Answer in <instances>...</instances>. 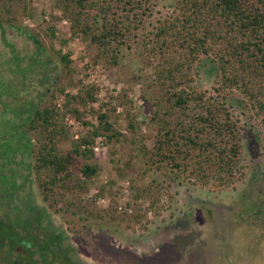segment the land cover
<instances>
[{
  "label": "trees",
  "instance_id": "16d2710c",
  "mask_svg": "<svg viewBox=\"0 0 264 264\" xmlns=\"http://www.w3.org/2000/svg\"><path fill=\"white\" fill-rule=\"evenodd\" d=\"M31 1L0 0L5 23L15 28L19 18H30ZM154 5V0H55L54 8L69 22L72 37L86 39L94 46V65L104 62L115 67L120 51L130 48L132 38L136 39L145 30ZM23 32L29 36L28 31ZM29 37L39 44L36 38ZM145 39L149 56L157 61L145 93L144 101L151 106L145 122L128 112L122 132L106 111L97 110L96 125H92L70 105L95 104L96 87L85 86L76 95L65 94L62 110L55 103L56 94H64L59 87L45 101L34 103L24 127L25 143L29 142L31 148L23 169L33 176L49 209L64 218L77 216L83 222L81 229L87 228L85 223L89 218L95 223L108 218L105 225H112V229L113 224L119 226L123 221L133 220L140 223L145 218L139 210L121 213L116 202L102 214L96 210L101 193L92 198L86 196L88 181L100 172L99 166L91 162L98 137L108 142L122 141L129 147L127 162L123 168H115V172L123 178L125 170L136 166L138 175L149 179L144 187H131L132 198L134 203L147 201L155 214L164 195H168L170 184L176 181L212 185L221 190L233 189L243 181V142L246 132H252V126L248 127L241 116L259 122L258 136L264 140V0H175L172 12L158 19L146 32ZM58 57L67 74L72 75L73 62L67 55L59 53ZM203 62L212 67L211 90L195 85L197 70ZM121 96L127 98V93ZM66 114L75 116L87 128L81 137L73 139L69 135L63 124ZM143 123L154 130L151 147L146 145ZM36 132L42 133L44 139L33 148L28 136ZM68 140L70 149L58 151L57 142ZM261 148L264 152V143ZM2 195L5 197L0 194V208L10 206L13 201L7 202ZM21 207L17 204L12 208L13 213L8 212L6 216L0 209V241L3 242L0 249L5 247L8 257V261L3 259L0 264H69L70 258L66 255L73 248L63 243V233L49 228L32 204L26 210ZM260 207L258 225L263 229L262 238L264 204ZM234 214V230L238 231L239 226V233L245 229L250 236L255 227L246 223L249 215L241 211ZM76 223L73 218L66 220L70 230ZM18 224L22 228H16ZM257 238L260 239L258 235ZM23 239L34 250L26 249L28 245L24 244L25 258L15 263L13 250L19 244L17 241Z\"/></svg>",
  "mask_w": 264,
  "mask_h": 264
},
{
  "label": "rangeland",
  "instance_id": "374dc122",
  "mask_svg": "<svg viewBox=\"0 0 264 264\" xmlns=\"http://www.w3.org/2000/svg\"><path fill=\"white\" fill-rule=\"evenodd\" d=\"M154 2L153 15L146 20L145 30L136 39L132 38L130 48L120 51L115 67L104 62L92 63L96 54L94 46L86 39L70 35V24L55 10V0H32L31 17L19 18L15 28L5 23L0 11V194H5L2 196L7 202L13 201L10 206L2 205L1 213L6 216L8 212L13 213L12 208L17 204L25 210L32 204L49 228L63 233L64 244L73 248L71 260L81 264H264V256L259 254L264 253V235L260 238L263 229L258 225L260 206L264 204V152L261 148L264 140L258 136L259 122L247 116H241L248 127L252 126V132H246L243 142V181L233 189L222 190L212 185L176 181L162 198L158 214L149 208L147 201H133L131 187H144L149 183V179L138 175L136 166L125 170L123 178L115 172V168H123L127 162L129 147L122 141L108 142L98 137L91 162L99 166L100 172L88 181L85 194L92 198L101 193L96 210L102 214L114 202L121 213L139 210V214L145 215L140 223L123 221L119 226L113 224L112 229V225H105L108 218L97 220V225L89 218L85 223L87 228L81 229L83 222L78 221L77 216L64 218L49 209L33 176L23 169L31 148L29 142L25 143L24 127L34 103L45 101L59 87L64 90V94L57 93L55 97L59 110L65 103V94L76 95L85 86L96 87L95 104L70 105L92 125H96L97 110L106 111L122 132L128 112L137 115L140 122L146 121L151 106L144 101L145 93L157 61L148 54L145 34L158 19L172 12L175 0ZM3 28L5 33H2ZM23 31H28L39 44ZM59 53L73 62L72 75L67 74ZM211 68L208 62L199 66L195 77L197 88L212 89ZM123 92L127 93V98L121 96ZM63 122L73 139L87 131L70 114L65 115ZM141 128L147 137L146 145L151 147L154 130L146 123ZM28 139L35 148L44 137L36 132ZM57 146L58 151H66L70 149V140L58 141ZM16 185L19 189L13 191ZM80 197L83 199V193ZM235 211L249 215L246 223L255 227L250 236L245 229L239 233V226L238 231L234 230ZM71 218L77 220L72 230L66 224ZM77 230L80 232L75 235Z\"/></svg>",
  "mask_w": 264,
  "mask_h": 264
},
{
  "label": "flooded vegetation",
  "instance_id": "af4514ba",
  "mask_svg": "<svg viewBox=\"0 0 264 264\" xmlns=\"http://www.w3.org/2000/svg\"><path fill=\"white\" fill-rule=\"evenodd\" d=\"M16 228H22V226H20L19 224L16 226ZM27 240H19V241H17V243H19V244H17V247H16V249L15 250H13V252L15 253V257H16V259L15 258H13L12 260L16 263H19L18 261H22V259L23 258H25L24 257V255H23V250H22V248H25L24 247V244H27L28 246L26 247V249H30V250H34V248H33V246H32V244L31 243H27L26 242ZM36 241V240H35ZM65 241H63V243H64ZM0 244H3V242H1L0 241ZM18 246H21V248H19ZM61 246V245H60ZM34 247H36V246H34ZM66 246H64V248H65ZM21 253V254H20ZM70 253L71 252H69L68 253V256L66 255V257L68 258H70V260L69 259H67L68 261H69V264H81V263H77V262H75V261H73V260H71V257H70ZM36 257H37V259H38V256L37 255H35ZM35 257V258H36ZM7 253H6V249H5V247H1V249H0V262L1 263H3L4 261H3V259L5 260V262L6 261H8L7 260Z\"/></svg>",
  "mask_w": 264,
  "mask_h": 264
}]
</instances>
